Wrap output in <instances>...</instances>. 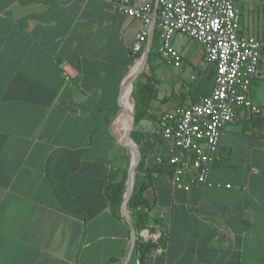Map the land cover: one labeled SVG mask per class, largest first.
Segmentation results:
<instances>
[{"label": "crops", "instance_id": "obj_1", "mask_svg": "<svg viewBox=\"0 0 264 264\" xmlns=\"http://www.w3.org/2000/svg\"><path fill=\"white\" fill-rule=\"evenodd\" d=\"M236 1L240 31L263 46L249 92L261 113L223 127L207 184L175 189L157 118L211 91L201 46L175 34L180 64L155 81L145 63L133 80L153 90L137 120L129 48L141 21L103 0H0V264H264V0ZM154 43L157 53L155 29L149 52ZM131 158L149 183L147 226L167 233L165 254L142 260L135 239L128 257L122 200L105 195Z\"/></svg>", "mask_w": 264, "mask_h": 264}, {"label": "built area", "instance_id": "obj_2", "mask_svg": "<svg viewBox=\"0 0 264 264\" xmlns=\"http://www.w3.org/2000/svg\"><path fill=\"white\" fill-rule=\"evenodd\" d=\"M103 1L141 21L129 48L135 64L142 62L153 29L160 40L158 57L167 65L180 64L172 45L175 34L186 35L198 43L204 59L213 64V85L208 94L157 118L162 138L172 142L165 162L170 167L172 187L189 189L207 184L209 170L220 159L223 127L233 122L238 111L248 123L261 113L249 96L252 81L259 73L261 42L240 31V12L235 0ZM134 233L138 242L154 243L156 255L165 254L167 241L160 242V233L148 229Z\"/></svg>", "mask_w": 264, "mask_h": 264}, {"label": "trees", "instance_id": "obj_3", "mask_svg": "<svg viewBox=\"0 0 264 264\" xmlns=\"http://www.w3.org/2000/svg\"><path fill=\"white\" fill-rule=\"evenodd\" d=\"M153 53L157 55L158 51L156 53L150 50L147 60H146V64H148L151 61ZM131 63L132 65L134 64V60L132 57H131ZM137 83H139L138 90L136 93H132L131 96L133 97L134 102H135V107H134L135 118L138 120L144 115L142 108L150 100L153 86L149 83H140L139 81ZM141 169H142L141 165H139L137 171ZM154 170L159 171V168L155 165L151 170L146 169L144 172L145 177L150 179L151 177L150 173L151 171H154ZM126 179H127V173L125 172L124 179L122 182L110 183L106 186L105 195L108 197V199L112 203H115L118 205L121 202L122 194L125 191V180ZM148 185H149L148 182L144 180L140 181L138 179L137 174L134 175L133 187H132L131 194L127 202V210L129 211V214L132 218L133 228L136 231L149 228L148 230L150 232H154L151 230L150 227L147 226L148 204L143 197V191L146 189ZM160 235H161L160 242L161 243L166 242V239H167L166 231H160ZM155 246L156 245L150 241L149 242H136L133 252L138 255L140 260H142L144 256H146L147 254L151 253L154 250Z\"/></svg>", "mask_w": 264, "mask_h": 264}, {"label": "water", "instance_id": "obj_4", "mask_svg": "<svg viewBox=\"0 0 264 264\" xmlns=\"http://www.w3.org/2000/svg\"><path fill=\"white\" fill-rule=\"evenodd\" d=\"M148 52H149V47L146 48L144 54H143V57H142V62H141V65H140V68L139 70L137 71L136 74H134L131 79H130V83H132L133 79L138 76L139 73L142 72L144 66H145V63H146V59H147V56H148ZM123 89V87H122ZM131 99H132V104H133V110L131 112V116L133 115V112H134V107H135V102H134V99L133 97L131 96ZM126 140H129V137L127 136L126 137ZM132 150H134L136 152V146L133 144L131 146ZM133 170H134V165H133V160L131 158V161H130V165H129V172H128V179H127V186H126V192L123 196V199H122V202H121V208H120V212H121V215L123 216V218L130 224L131 228H132V237H131V242H130V249H129V254H128V257H130L131 255V252H132V249H133V246H134V229H133V225L129 219V215H128V212H127V202H128V199L130 197V194H131V190H132V187H133Z\"/></svg>", "mask_w": 264, "mask_h": 264}, {"label": "rangeland", "instance_id": "obj_5", "mask_svg": "<svg viewBox=\"0 0 264 264\" xmlns=\"http://www.w3.org/2000/svg\"><path fill=\"white\" fill-rule=\"evenodd\" d=\"M236 2L239 4V1L238 0ZM176 36H177L176 42H179L182 45H185V43H187V42H195L194 40H192L191 38L187 37L186 35H182V34L179 35L178 34ZM175 37H174V39H175ZM155 45H156V43H154V46H153V49H152L153 52H155ZM147 65H148L147 67L150 66V70H148L149 73L152 71L151 70L152 67H154V68L156 67V70L153 73H151L152 74V78H153L154 81L159 79L161 70L167 68L166 67V63L165 62H162L160 60V58L158 57V55H156L154 53H153V56H152L151 61ZM134 66H135V63L133 65V67ZM169 69H171V68H169ZM143 70H145V66H144V69ZM172 70H174V69H172ZM138 75L141 76L142 75V72L139 73ZM136 80L135 81L133 80L132 83H131V91H130V94L131 95H132V93H136L137 90H138V86H139L138 84L139 83H137L138 81H136ZM132 110H133V104H132ZM118 116H117V118L115 120V123L117 122Z\"/></svg>", "mask_w": 264, "mask_h": 264}, {"label": "bare ground", "instance_id": "obj_6", "mask_svg": "<svg viewBox=\"0 0 264 264\" xmlns=\"http://www.w3.org/2000/svg\"><path fill=\"white\" fill-rule=\"evenodd\" d=\"M140 64H141V62L139 61L137 64H135V67H134L133 69L138 68V67L140 66ZM129 78H130V75H129V77H127V79L125 80L126 84H127V82H129ZM130 101H131V99L129 100V103H130ZM129 103H128V104H129ZM128 104H127L125 107H127ZM119 116H120V115H119ZM115 129L118 130V124H115Z\"/></svg>", "mask_w": 264, "mask_h": 264}]
</instances>
